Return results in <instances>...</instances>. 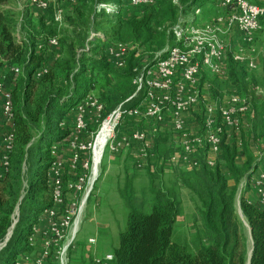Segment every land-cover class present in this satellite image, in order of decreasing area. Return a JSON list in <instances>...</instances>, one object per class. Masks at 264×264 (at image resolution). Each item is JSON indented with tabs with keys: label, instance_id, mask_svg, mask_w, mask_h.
<instances>
[{
	"label": "trees",
	"instance_id": "trees-1",
	"mask_svg": "<svg viewBox=\"0 0 264 264\" xmlns=\"http://www.w3.org/2000/svg\"><path fill=\"white\" fill-rule=\"evenodd\" d=\"M9 1L0 0V80L4 77L7 83H14L17 131L11 173L0 181V243L5 241L15 222L18 206L19 221L0 251V264H16L20 255L41 248L42 237L32 239V236L41 214L53 205L49 184L50 148L54 143L66 147L73 128L72 117L66 127L61 123L71 108L94 91L104 103L107 116L136 90L133 82L139 62L138 50L130 53L126 69L122 71L106 55L107 44L129 42L148 56L155 55L171 44L168 28L176 24L181 13L197 2H205L179 0L178 6L171 0H161L157 6L134 8L129 14L125 11L97 14L98 4L115 0H81L71 9L72 16L67 17L72 34L63 35L59 54L50 49L32 51L27 59L28 49L15 40L13 25L2 9ZM43 23L40 21L39 25ZM94 29L104 32L107 39L96 38L89 43L91 55L79 56L77 51L85 48ZM36 39L33 38L32 49ZM46 63L51 64V70L38 80L34 71ZM16 66L24 67L25 79H17L13 71ZM258 102L254 125L255 131H259L257 139L253 131L252 134L255 145L264 152V97ZM243 131L240 135L224 136L222 155L214 168L202 156L198 170L181 174L180 183L197 198L204 222V233L197 234L191 243L179 241L175 236L183 212L179 192L155 181L152 170L158 169L162 144L159 137L155 139V154L147 167L151 200H139L135 178L130 175L125 176L119 190L128 215L119 243L113 249L111 264H248L251 251V264H264V208L249 202L245 194L240 199L242 214L251 229V247L236 208L240 184L250 178L259 163ZM240 149L247 159L244 165L238 164ZM25 162L29 164L30 179L20 205ZM227 175L233 179V187Z\"/></svg>",
	"mask_w": 264,
	"mask_h": 264
},
{
	"label": "built area",
	"instance_id": "built-area-1",
	"mask_svg": "<svg viewBox=\"0 0 264 264\" xmlns=\"http://www.w3.org/2000/svg\"><path fill=\"white\" fill-rule=\"evenodd\" d=\"M81 0H30L27 12L45 13L51 11L52 22L58 27H66L71 9ZM161 0H121V2L102 3L96 6V13L113 14L124 12L127 7L145 8L157 6ZM179 6V0H171ZM222 9V14L212 22H201V5L181 13L178 21L168 28L171 44L154 55L153 62H146L137 45L113 41L107 44L105 53L118 70H125L132 51L138 50V65L133 82L136 90L124 103L105 116V105L101 98L91 91L76 103L61 126L66 127L69 117L73 125L66 147L54 143L50 148L51 165L49 184L52 189L53 205L40 216L34 227V235L42 237L41 248L18 257L16 264H69V250L75 242L81 217L87 206L95 178V148L98 138L106 124L114 126L108 134L105 147L113 156L130 152L136 156V165L148 167L154 156V138L158 130L171 133L174 141L171 153L173 167L186 168L192 172L201 166V157L206 156L209 167L214 168L222 155V143L226 134L240 135L244 122L254 115L249 98L238 94L228 95L219 105L211 84L203 79L204 70L215 76H224L229 57L248 72L258 68L257 34L264 25V2L252 0H212ZM24 11L21 27L14 34L15 40L28 49L29 59L32 51L57 50L60 40L42 34L37 37L32 49L33 36L30 38ZM39 25V21H33ZM27 29V30H26ZM28 31V32H27ZM99 38L107 39L104 32H91L84 49L78 55H91L90 42ZM229 38L231 41H229ZM56 54L55 58L59 55ZM51 70L46 63L36 68L35 78L43 79ZM17 79H25L24 67L13 68ZM14 83L0 80V181L11 173L12 158L15 153L17 131ZM257 94H264L259 86L252 88ZM142 96V101L134 107L126 105ZM199 126L195 116H201ZM194 120V123L191 120ZM256 148V147H255ZM257 149V148H256ZM105 154V152H104ZM258 166L244 186L255 194L249 201L264 208V152L256 151ZM104 157V155H103ZM103 160V158H102ZM102 163V161H101ZM100 163V165H101ZM99 165V166H100ZM28 167L22 169L24 199L29 187L25 180ZM18 217V216H17ZM31 242H34L32 241ZM89 243L95 244L92 238ZM114 256L109 254L97 264H111Z\"/></svg>",
	"mask_w": 264,
	"mask_h": 264
},
{
	"label": "rangeland",
	"instance_id": "rangeland-1",
	"mask_svg": "<svg viewBox=\"0 0 264 264\" xmlns=\"http://www.w3.org/2000/svg\"><path fill=\"white\" fill-rule=\"evenodd\" d=\"M252 1L258 3L257 0ZM115 2L118 3L119 0H115ZM28 3L30 4V0H10L2 6L10 23L13 25L14 34L21 27V19L23 18L24 11L26 17H28L26 22L29 26V32L27 31L29 34L27 35H29L30 38L33 34V38L40 37L42 34H47L51 37H58L59 40H62L63 35L72 34L71 28L68 26L60 28L52 22L53 14L51 11L45 13H33L32 10H30L29 5L28 13ZM201 3L202 2H197L194 7L196 8L200 6ZM258 4L261 5V3ZM201 7V22H212L222 14L220 6L212 0H205ZM132 10H134V8L127 7L125 12L129 14ZM33 21H39V24L40 21L44 23L42 24L43 26L33 25ZM92 32L99 33L102 31L98 32L94 29ZM229 41H231L230 38ZM256 48V56L259 64L254 72H248L243 66L238 65L230 57L228 59L227 71L224 76H215L206 70L203 72V79L215 88V100L219 105L228 95L231 94H238L242 97L249 98L254 110V115L252 118H249L248 124H250L249 126H251L252 131L254 132L255 139H257L259 135V131L257 132L254 129L256 121V105L259 104L258 101H260L264 95L257 94L252 88L253 86H259L264 89V25L257 34ZM141 53L146 58V62L154 61V55L148 56L143 50H141ZM62 58H64V55ZM245 79H247V81ZM245 83H247V85ZM62 84L66 85L65 81H63ZM95 93L97 94V92ZM141 101L142 96L139 95L135 100L129 102L126 107L137 106ZM199 111L201 116L195 117L199 126H201L203 108L201 107ZM166 135L171 136V133L169 134L168 132L161 130L156 132L155 137H159V140L162 142L159 152L161 155L158 157L157 171L154 168L152 172L153 174H156L155 181L157 184H162L167 189H175L179 192L183 212L178 219L175 236L179 241L191 243L197 234L204 233V222L200 212V204L197 198L180 183L181 174L190 171L186 168L173 167L171 165L170 155L173 152V149L164 141V139L168 138ZM254 146L257 148L253 151L255 153L262 148L257 147L255 144ZM243 159H246V157L240 155L238 162L241 163ZM27 167L28 171L25 180L29 181V164H27ZM147 170V168L140 169L137 167L136 156L132 153L123 152L118 157H115L110 154L108 149H106L102 163L99 166V177L93 185V190L88 199L86 209L81 217L77 238L70 246L69 264H97L98 260H104L107 255L112 254L113 249L119 243L120 233L126 227L128 215V211L119 196V190L124 184L125 176L130 175L135 178L134 185L139 200L149 202L152 195L150 193V177L148 176ZM227 177L231 187H233V179L228 175ZM244 183L245 180L240 184L238 189L236 208L242 221L243 232L247 238L249 247H251L252 238L250 228L243 214H241L240 208V199L246 193ZM21 202H23V200ZM92 238L96 239L95 244L89 243V240Z\"/></svg>",
	"mask_w": 264,
	"mask_h": 264
},
{
	"label": "crops",
	"instance_id": "crops-1",
	"mask_svg": "<svg viewBox=\"0 0 264 264\" xmlns=\"http://www.w3.org/2000/svg\"><path fill=\"white\" fill-rule=\"evenodd\" d=\"M257 2L258 3H263L264 2V0H257ZM201 6H202V3H201ZM222 10V9H221ZM211 87H212V89H213V91H215V88L211 85ZM191 122L192 123H194V120L192 119L191 120ZM250 124H248L247 122H244V124H243V129H244V131L243 132H245L246 133V135H247V138H248V140H249V146H250V149H251V151L253 152V151H255V146H254V136H253V134H252V128H251V126H249ZM166 137H168L167 139H164V141L165 142H167L168 143V145L173 149L174 148V141H173V138L171 137V136H168V135H166ZM155 139H157L156 137L154 138V142H155ZM240 151H241V149H240ZM240 155H243V157H246L245 156V154L243 153V151H241L240 152V154H239V156ZM239 158V157H238ZM114 162V161H113ZM247 162V159H243L242 160V162L241 163H239L238 162V164H240V165H244L245 163ZM245 196H246V198L249 200V201H253V200H255V194H254V192L249 188H246V193H245Z\"/></svg>",
	"mask_w": 264,
	"mask_h": 264
},
{
	"label": "bare ground",
	"instance_id": "bare-ground-1",
	"mask_svg": "<svg viewBox=\"0 0 264 264\" xmlns=\"http://www.w3.org/2000/svg\"><path fill=\"white\" fill-rule=\"evenodd\" d=\"M114 124L113 122H108L106 124V127L104 128V130L102 131V133L100 134L97 144H96V148H95V155H94V164H95V178L98 176L99 173V165L102 161L104 152H105V147H106V143H107V137L109 132L111 131V129L113 128ZM17 214L18 211L15 214V220L17 219Z\"/></svg>",
	"mask_w": 264,
	"mask_h": 264
},
{
	"label": "water",
	"instance_id": "water-1",
	"mask_svg": "<svg viewBox=\"0 0 264 264\" xmlns=\"http://www.w3.org/2000/svg\"><path fill=\"white\" fill-rule=\"evenodd\" d=\"M19 210V206L17 207V210L16 212ZM241 214H242V211H241ZM17 219L15 220L13 226L11 227V230L8 232L7 234V237L5 239V241L3 243H0V251L7 245V243L9 242L12 234H13V231H14V228L15 226L17 225L18 221H19V212L17 214ZM249 226V225H248ZM250 228V227H249ZM250 232H251V229H250ZM252 238V237H251ZM252 245H253V241H252ZM251 257H252V251H251V254H250V257H249V263L248 264H251Z\"/></svg>",
	"mask_w": 264,
	"mask_h": 264
}]
</instances>
